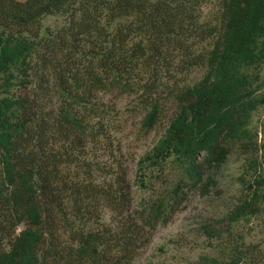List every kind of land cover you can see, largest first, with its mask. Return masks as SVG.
<instances>
[{"label":"trees","instance_id":"trees-1","mask_svg":"<svg viewBox=\"0 0 264 264\" xmlns=\"http://www.w3.org/2000/svg\"><path fill=\"white\" fill-rule=\"evenodd\" d=\"M263 67L264 0H0V264H139L233 158L239 193L217 229L205 224L227 240L204 260L264 264L241 231L264 216L251 125ZM131 96L139 132L160 131L136 164L151 188L138 202L117 106ZM167 167L173 182L157 189Z\"/></svg>","mask_w":264,"mask_h":264},{"label":"rangeland","instance_id":"rangeland-1","mask_svg":"<svg viewBox=\"0 0 264 264\" xmlns=\"http://www.w3.org/2000/svg\"><path fill=\"white\" fill-rule=\"evenodd\" d=\"M211 10V5L205 8ZM59 17H48L47 24H61ZM260 78H264V67L258 70ZM195 77V76H194ZM193 77V78H194ZM136 102L134 97H125L118 101L120 120L124 123L122 136V150L130 177L134 181V195L138 202L147 195L151 188L137 184V161L140 156L149 151L160 131H152L147 135L139 132L140 116L135 115ZM252 127L257 129L264 140V106L256 110L252 116ZM243 171L242 161L231 159L220 174L221 188L208 195L193 193L189 200L181 206L173 218L165 225L159 226L152 240L139 257V264H206L205 258L210 254H219L226 242L223 238H211L205 224L217 229L220 217L231 208L236 194L239 193V176ZM153 186L164 189L172 183L173 170L169 167L164 171H156ZM159 177V178H158ZM240 225V224H239ZM233 226V229L239 227ZM231 226H228L230 228ZM241 231L248 242L259 243L264 248V216L253 218ZM229 238V236H228ZM225 241V242H224Z\"/></svg>","mask_w":264,"mask_h":264}]
</instances>
